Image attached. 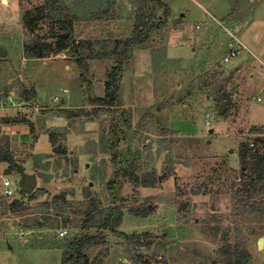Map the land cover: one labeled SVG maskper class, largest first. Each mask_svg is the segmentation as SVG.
<instances>
[{
	"label": "rangeland",
	"instance_id": "1",
	"mask_svg": "<svg viewBox=\"0 0 264 264\" xmlns=\"http://www.w3.org/2000/svg\"><path fill=\"white\" fill-rule=\"evenodd\" d=\"M63 1L77 15L76 41L88 42L77 56L64 50L26 57L23 43L32 35L22 27L21 15L40 0H0V117L25 119L0 123V133L24 167L23 173H6L0 163V179L7 176L15 188L5 196L0 187V264H60L91 197L104 207L121 205L117 231L148 234L140 236L145 245L130 248L123 236L103 231V241L87 249L89 264H135L131 256L139 253L154 264H213L221 243L202 232L212 217L229 229L231 243H246L249 264H264V205L246 213L234 195L240 172H249L238 156L240 144L252 145L261 137L264 148V133L250 130L264 125V0H163L171 8L167 23L129 53L118 108L119 122L122 110L130 121L123 126L120 150L129 160L136 157L138 172L154 169L159 180L153 187L122 180L114 196L107 181L116 167L104 144L110 115L68 118L57 109L93 110L89 97L104 95L114 48L130 35L136 8L155 9V20L164 13L153 0ZM223 24L245 46L229 61H223L229 39ZM212 71H222L217 84L199 86ZM231 72L232 80L223 84ZM24 89L33 96L25 99ZM223 92L229 100L218 111ZM52 131L65 141V154L52 151ZM24 173L35 175L36 186L44 189L36 199L21 189ZM198 184L207 192L192 194ZM62 191L69 206L46 210L41 203ZM13 199L23 208L10 210ZM142 205H147L145 214L129 211ZM35 216L46 226H25V219L32 222ZM59 228L66 229L62 237L56 234Z\"/></svg>",
	"mask_w": 264,
	"mask_h": 264
},
{
	"label": "trees",
	"instance_id": "2",
	"mask_svg": "<svg viewBox=\"0 0 264 264\" xmlns=\"http://www.w3.org/2000/svg\"><path fill=\"white\" fill-rule=\"evenodd\" d=\"M156 7L162 9L164 17H157L153 8L145 12L141 7H137L135 10V17L133 19L132 31L130 35L123 39H118L114 48V60L113 64L107 70V77L104 82V95H92L89 97V101L93 103V110L78 109L71 110L69 108H59L58 112L65 113V116L70 118L77 115L91 116L93 113L98 116L102 112H106L110 115L109 125V137L105 139L104 144L110 153V160L116 167L112 177L107 181V187L109 193L115 194L117 185L121 186L122 180H128L133 186H145L153 187L158 182V176L154 169H146L142 172H138V162L135 158L128 159L120 150V143L125 139V131L123 126L129 125L130 121L126 117L125 111L122 110L123 120L119 122V80L121 79L124 62L127 60L132 48L137 45L143 44L147 38L163 28L168 16L171 13V8L163 0H153ZM74 7L70 4L64 3L63 0H40V3L32 8H25L21 15V24L24 30L32 35L23 43V52L26 57H43L50 53H58L64 50L71 51L73 55L79 54V48L83 45L87 46L86 40L76 41L74 33V20L76 18ZM45 25V26H44ZM40 30H43L41 33ZM53 38L49 41L46 38ZM76 60L84 66L83 60L80 57H76ZM222 71H212L206 73L199 79V86L202 88L208 87L216 83L217 76ZM234 73L231 72L226 76V81L223 84L232 80ZM217 84V83H216ZM218 89H222V85L218 86ZM33 91V90H32ZM22 96L25 99H29L33 96V92L23 90ZM229 100V94L223 92L221 98ZM117 119V120H116ZM25 119H17L15 117H0V123L7 122H19ZM251 132L264 133V125L262 127H252ZM65 136L62 137V139ZM6 135L0 133V163L6 164V173L19 172L23 173L24 167L14 158L8 146V139ZM50 146L53 152L57 154H65L66 144L65 141L59 140V133L52 131L48 137ZM262 141L261 137H257L252 145L240 144L239 147V159L241 164L248 167V173L243 170L241 176H239L240 186L234 192L238 201L243 203V208L246 213H253L259 211L264 205V148L263 145H259ZM261 146V147H260ZM226 160L223 161L225 163ZM217 174V178H218ZM207 178L206 182L208 181ZM205 183V182H204ZM203 183V184H204ZM203 185L196 186L192 189V194L206 193ZM233 187V186H232ZM224 190V189H223ZM22 191V190H21ZM44 191L43 187L36 186L31 192L28 193L29 199H36L38 194ZM23 192V191H22ZM234 196V197H235ZM262 198V199H261ZM46 210L56 207L62 209L69 206V201L66 198V192L54 194L51 199L43 201ZM262 204V205H261ZM89 210L83 213L86 217L83 219L81 229L73 237L67 239L64 249L61 253L60 264H89L87 256V249L101 243L104 235L103 231H109L121 235L129 243L130 248L132 245L143 246L145 241L140 239L141 235L147 236L148 233H131L127 234L123 231H117V226L120 224L123 216V210L120 204L111 203L108 206H101L96 197L90 198ZM10 210L16 211L23 208L22 201L13 199L9 205ZM147 205L141 207L130 208V212L135 214H145ZM57 214V213H56ZM57 216V215H55ZM42 218L45 220L50 217L44 215ZM25 226L45 227L43 221L39 220L38 216L32 219H25ZM58 223V221L55 219ZM212 221V222H211ZM66 220H62L64 224ZM209 224V225H208ZM208 225V226H206ZM95 227L96 230H91ZM229 229L222 228L218 223L216 217L210 218L205 226H203L202 232L209 234L214 240L221 243L217 249V256L212 260L213 264H249V254L246 249V243H231L229 240ZM264 231L261 230L260 234ZM218 234H220L218 236ZM135 264H154L151 261L145 259L141 253L136 256H131ZM164 264H167L165 261Z\"/></svg>",
	"mask_w": 264,
	"mask_h": 264
},
{
	"label": "built area",
	"instance_id": "3",
	"mask_svg": "<svg viewBox=\"0 0 264 264\" xmlns=\"http://www.w3.org/2000/svg\"><path fill=\"white\" fill-rule=\"evenodd\" d=\"M196 27H200V25L197 24ZM223 27H224L225 31L228 32V34H229V39H228L227 44H226L228 52H226L223 55V61H229L231 58H233L237 55L238 51L241 48H244L245 46L241 42L240 38H238L234 34L231 26H226L223 24ZM0 187H1L3 195H5V196H12L15 192L14 185L12 184L11 180L7 176H1ZM56 234L58 237H62L66 234V229L65 228H59L56 231Z\"/></svg>",
	"mask_w": 264,
	"mask_h": 264
},
{
	"label": "water",
	"instance_id": "4",
	"mask_svg": "<svg viewBox=\"0 0 264 264\" xmlns=\"http://www.w3.org/2000/svg\"><path fill=\"white\" fill-rule=\"evenodd\" d=\"M224 101L220 102L218 111H221L223 108ZM36 187V176L23 174V181L21 184V189L27 193L31 192Z\"/></svg>",
	"mask_w": 264,
	"mask_h": 264
},
{
	"label": "crops",
	"instance_id": "5",
	"mask_svg": "<svg viewBox=\"0 0 264 264\" xmlns=\"http://www.w3.org/2000/svg\"><path fill=\"white\" fill-rule=\"evenodd\" d=\"M229 14H232V11H230V13ZM219 65L221 64V63H218ZM222 65V64H221ZM208 115H209V113H208ZM207 120H209V117L207 118ZM207 123H209V121L207 122ZM261 123V122H260Z\"/></svg>",
	"mask_w": 264,
	"mask_h": 264
}]
</instances>
